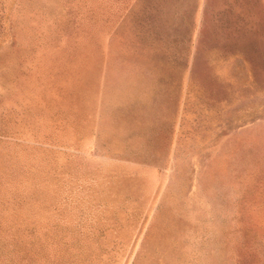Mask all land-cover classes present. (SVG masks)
Returning a JSON list of instances; mask_svg holds the SVG:
<instances>
[{
  "label": "rangeland",
  "instance_id": "374dc122",
  "mask_svg": "<svg viewBox=\"0 0 264 264\" xmlns=\"http://www.w3.org/2000/svg\"><path fill=\"white\" fill-rule=\"evenodd\" d=\"M0 264H264V0H0Z\"/></svg>",
  "mask_w": 264,
  "mask_h": 264
}]
</instances>
